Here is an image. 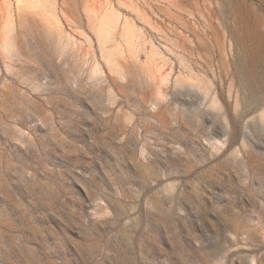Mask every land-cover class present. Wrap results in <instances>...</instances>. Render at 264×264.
Masks as SVG:
<instances>
[{"label":"rangeland","instance_id":"obj_1","mask_svg":"<svg viewBox=\"0 0 264 264\" xmlns=\"http://www.w3.org/2000/svg\"><path fill=\"white\" fill-rule=\"evenodd\" d=\"M0 264H264V0H0Z\"/></svg>","mask_w":264,"mask_h":264}]
</instances>
